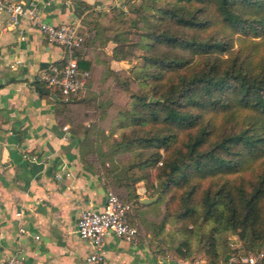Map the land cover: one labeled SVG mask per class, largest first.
<instances>
[{
  "label": "trees",
  "instance_id": "1",
  "mask_svg": "<svg viewBox=\"0 0 264 264\" xmlns=\"http://www.w3.org/2000/svg\"><path fill=\"white\" fill-rule=\"evenodd\" d=\"M127 2L131 18L113 10L108 25L93 20L92 39L82 29L83 47L115 44L110 57L99 58L101 74H90L89 87L97 83V89L66 101L36 80L38 92H54L65 104L81 100L91 110L88 124L78 123L81 160L131 205L129 221L139 235L141 216L154 203L141 202L138 184L149 198L160 195L178 207L185 239L175 248L158 243L160 224L148 240L158 255L226 264L233 255L258 253L264 243V0ZM83 47L76 55L86 68L92 63L81 58ZM136 51L141 62L131 70L109 66ZM200 233L203 253L193 255L191 238ZM232 234L242 239L240 248L232 247Z\"/></svg>",
  "mask_w": 264,
  "mask_h": 264
},
{
  "label": "crops",
  "instance_id": "2",
  "mask_svg": "<svg viewBox=\"0 0 264 264\" xmlns=\"http://www.w3.org/2000/svg\"><path fill=\"white\" fill-rule=\"evenodd\" d=\"M21 1L37 8L44 22L79 23L90 39L92 21L98 18L106 26V16L117 9L115 0ZM114 46L85 44L81 58L92 64L84 69L101 74L99 58L110 57ZM66 57L27 19L13 26L8 14L0 13V264L17 253L28 264H87L90 247L77 234L78 219L86 209H102L110 190L103 175L81 160L78 123L88 124L91 110L81 100L65 104L54 92L42 96L35 85L44 69ZM120 61L111 59L109 66L119 70L114 65ZM97 85L89 87L88 80V94ZM145 190L138 187L142 199ZM104 249L100 264L179 259L158 255L142 239L129 243L109 236Z\"/></svg>",
  "mask_w": 264,
  "mask_h": 264
},
{
  "label": "built area",
  "instance_id": "3",
  "mask_svg": "<svg viewBox=\"0 0 264 264\" xmlns=\"http://www.w3.org/2000/svg\"><path fill=\"white\" fill-rule=\"evenodd\" d=\"M116 8L124 9V0H115ZM126 10V9H124ZM8 14L13 26L27 19L36 26L51 43L64 49L67 57L62 63L50 64L43 70L40 80L57 90L66 101L82 92L90 78V72L81 68L76 53L83 47L84 37L79 23L51 24L39 17L35 7L27 6L21 0H0V13ZM67 129V126L65 127ZM35 159V158H34ZM132 207L124 203L112 190H108L102 209H86L81 212L77 223L79 238L88 243L90 252L87 264H100L106 258L104 245L109 236H115L129 243L139 240L138 228L129 221ZM20 215V213H18ZM20 231L25 229L20 226ZM38 238V236H37ZM264 249L258 253L233 255L226 264H263ZM1 264H28L22 253L7 256ZM171 264H211L205 259L179 258Z\"/></svg>",
  "mask_w": 264,
  "mask_h": 264
},
{
  "label": "rangeland",
  "instance_id": "4",
  "mask_svg": "<svg viewBox=\"0 0 264 264\" xmlns=\"http://www.w3.org/2000/svg\"><path fill=\"white\" fill-rule=\"evenodd\" d=\"M131 2H134V4H138L140 0H131ZM124 4H125L124 9L126 10L121 8H117L116 10L117 12H124L128 16V18H131L132 16H134V14L129 11L130 7L127 0L124 1ZM107 23L109 22L107 21ZM132 38L138 40L139 36L134 35L132 36ZM136 52L137 53H134L135 54L134 56L133 55L129 56V58L120 61L118 64L116 63L114 67L118 69L120 68L119 70L124 69L128 71L131 70L135 65L140 64L141 62V58L139 57L140 51H136ZM128 156L131 155L126 153L124 154L123 157L125 160H128L129 158ZM138 187L141 189L142 187H144V184L141 182L140 184H138ZM145 198H149V197L146 196ZM153 198L155 199V201L151 203H154V205L150 206L149 208H146L141 216L142 222H141V226L139 227L140 230L139 239L148 241L150 238V233L153 236L154 233L158 232L159 230L158 228L160 224L164 223L163 229L159 230L160 235L157 237V241L159 243L160 239H164L165 240L164 243L172 244L171 246L175 248L179 245L181 240L185 239V235L182 232H180V229L177 226V222H176V216H177L176 210L178 207L173 203H170V200H168L167 198L162 199L160 195H153L152 199ZM164 217L165 220L163 221ZM201 234L202 233H200V235L194 234L191 238L193 255H200L201 253H203L201 248L203 247L204 243L200 241ZM225 238L226 237H223V239ZM228 239L232 242L231 245L233 248L241 247L242 239L238 235L232 234L229 236ZM262 249H264V243ZM243 252L244 251H241V253ZM196 258L203 259V257L201 256Z\"/></svg>",
  "mask_w": 264,
  "mask_h": 264
},
{
  "label": "water",
  "instance_id": "5",
  "mask_svg": "<svg viewBox=\"0 0 264 264\" xmlns=\"http://www.w3.org/2000/svg\"><path fill=\"white\" fill-rule=\"evenodd\" d=\"M153 201H155V199L153 198H143L142 200H141V202L142 203H151V202H153ZM239 235L241 236V238H243V232L241 231V232H239Z\"/></svg>",
  "mask_w": 264,
  "mask_h": 264
}]
</instances>
